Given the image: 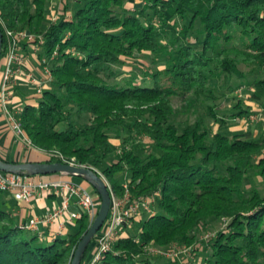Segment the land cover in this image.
<instances>
[{
    "label": "trees",
    "instance_id": "trees-1",
    "mask_svg": "<svg viewBox=\"0 0 264 264\" xmlns=\"http://www.w3.org/2000/svg\"><path fill=\"white\" fill-rule=\"evenodd\" d=\"M51 1L0 0L2 34L41 37L51 73L19 116L31 146L92 168L117 196L124 181L154 196L99 264H182L152 250L171 246L197 264H264V130L229 131L256 111L236 88L264 108V0H62L54 21ZM4 55L3 37L0 66ZM139 56L151 68L122 70ZM16 202L0 190V264H70L89 217L40 237L19 227Z\"/></svg>",
    "mask_w": 264,
    "mask_h": 264
},
{
    "label": "built area",
    "instance_id": "built-area-1",
    "mask_svg": "<svg viewBox=\"0 0 264 264\" xmlns=\"http://www.w3.org/2000/svg\"><path fill=\"white\" fill-rule=\"evenodd\" d=\"M60 8L61 5L57 8L56 13L54 11L51 13L49 19L54 21L61 13ZM4 27L5 55L0 66V108L10 129L20 140L30 144L19 121L24 104L13 107L10 102L13 95V85L18 77L27 76L29 80L35 83V95L39 96L50 82L51 73H49L48 67L44 65L43 79L36 81L31 76L25 75L23 66L27 61L28 54L25 52L24 46H30L32 53L36 54L42 39L27 30ZM65 163L77 165L73 159ZM122 186L124 194L121 196L110 191L111 205L108 216L94 237L84 264H99L112 249L113 244L125 235V228H128L132 220L136 219L141 211L151 212L154 196L133 198L128 187V181H124ZM0 190L10 193L18 202H29L40 194H53L60 198L59 204L46 214L34 216L19 223L20 228L34 231L40 237L45 235L43 227L48 229V235H63L68 226L82 214H86L93 221L100 204L99 199L93 197L80 183L72 180L70 176L64 178L62 174L59 176L29 175L0 170Z\"/></svg>",
    "mask_w": 264,
    "mask_h": 264
},
{
    "label": "crops",
    "instance_id": "crops-1",
    "mask_svg": "<svg viewBox=\"0 0 264 264\" xmlns=\"http://www.w3.org/2000/svg\"><path fill=\"white\" fill-rule=\"evenodd\" d=\"M25 52L28 54L27 61L23 66L25 75H29L36 81L43 79L44 67L37 60L35 54L32 53L30 46H24ZM26 77V78H25ZM33 88L36 90L35 83L29 80L27 76L18 77L13 85V95L11 97V105L13 107L21 106V104L30 101L34 94H28L27 89ZM36 92V91H35ZM114 143L118 141L113 140ZM0 157L5 160H14L15 162H44L47 159V155L32 147L28 142L22 141L19 137L10 129L6 122V118L0 108ZM80 183V182H78ZM93 197L96 195L93 192L92 186L84 185ZM60 202V198L53 194H40L32 198L29 202H16L17 208L14 210L18 223L24 222L34 216H41L46 214ZM45 234H48V229L43 227Z\"/></svg>",
    "mask_w": 264,
    "mask_h": 264
},
{
    "label": "water",
    "instance_id": "water-1",
    "mask_svg": "<svg viewBox=\"0 0 264 264\" xmlns=\"http://www.w3.org/2000/svg\"><path fill=\"white\" fill-rule=\"evenodd\" d=\"M3 34L0 26V55L2 50ZM0 170L10 173L47 175L59 173L70 177H78L91 185L99 196V208L95 218L85 234L82 235L70 264H80L83 254L89 243L94 239L104 224L111 205L110 189L102 176L86 166L73 165L65 162H7L0 159Z\"/></svg>",
    "mask_w": 264,
    "mask_h": 264
},
{
    "label": "rangeland",
    "instance_id": "rangeland-1",
    "mask_svg": "<svg viewBox=\"0 0 264 264\" xmlns=\"http://www.w3.org/2000/svg\"><path fill=\"white\" fill-rule=\"evenodd\" d=\"M135 3H138V0H134ZM134 3V4H135ZM64 3H62V0H52L51 1V9H49L47 11V15H51V13H56L58 11V7H63L65 5H62ZM130 5V7H133V3L132 4H128ZM50 18V17H49ZM48 19V17H47ZM142 57V56H141ZM140 56L138 58V61L135 63H131L130 66H124L122 68V70H124L125 72H128L127 74H129L130 70L132 71V69L134 70L136 66L141 65L143 66V70H147L149 68H151V65L149 63V61L143 56L141 58ZM144 58V59H143ZM145 60V61H144ZM136 72V70H135ZM139 74V71H137ZM28 94H34L35 93V89H33L32 87L27 89ZM230 96H235L236 98H239L241 101V106H245V107H249L251 106L252 110H256L252 113H250L249 115H243L241 118L238 117L236 118L234 121L232 122L231 126L229 127V131L233 132V133H239V132H243L245 130H252L254 133L256 132L257 134H259L260 132H262L264 130V108L261 107L259 105L258 102H255L251 99H249V95L248 93L245 92V88H241L238 87L236 88V90L233 92V94ZM230 99V97H229ZM178 104L175 103V106H177ZM233 105V100H224L221 104V106L224 107H232ZM88 117V112H83L80 116L79 119L81 121H85ZM184 119V117H182ZM225 131V130H224ZM227 131V130H226ZM225 131V132H226ZM31 145V144H30ZM68 175H63V177L67 178ZM72 180H74L75 182H80L83 183L84 185H87L88 183L83 181L82 179L78 178V177H71ZM93 189V187H92ZM94 192V189H93ZM95 193V192H94ZM96 195V194H95ZM10 203V202H9ZM11 205H13V202H11ZM142 216V214H141ZM135 220H132V222L130 223V225L128 226V228L125 229V235L127 233H132L134 235H136V228L134 227V222ZM71 225V224H70ZM69 225V226H70ZM74 227V223H72V226H70V229L72 230ZM135 228V229H133ZM203 236L205 235V237H209L211 235L210 232H202ZM153 251L156 253L159 252V254L164 258L163 260H167V259H179L182 264H197V260H195V255L193 249L188 248H179V247H175V246H171V248L167 249L166 251H162V250H157V249H153Z\"/></svg>",
    "mask_w": 264,
    "mask_h": 264
}]
</instances>
